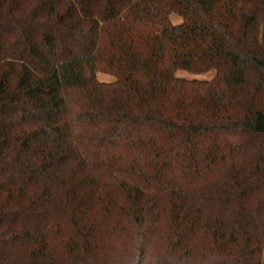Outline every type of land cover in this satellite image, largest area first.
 Listing matches in <instances>:
<instances>
[{
	"label": "trees",
	"instance_id": "obj_1",
	"mask_svg": "<svg viewBox=\"0 0 264 264\" xmlns=\"http://www.w3.org/2000/svg\"><path fill=\"white\" fill-rule=\"evenodd\" d=\"M0 264H264V0H0Z\"/></svg>",
	"mask_w": 264,
	"mask_h": 264
},
{
	"label": "rangeland",
	"instance_id": "obj_2",
	"mask_svg": "<svg viewBox=\"0 0 264 264\" xmlns=\"http://www.w3.org/2000/svg\"><path fill=\"white\" fill-rule=\"evenodd\" d=\"M170 20L173 24H176V23L181 22L182 19L179 14L173 13L170 15ZM175 75L179 77H184L186 79L197 78V79H202V80H209V78H211L214 74H213V71H209V73H205V74H190L184 70H177ZM96 77L99 81H104V82H111L114 80V76H112L111 74L105 73V72H101V71L96 72Z\"/></svg>",
	"mask_w": 264,
	"mask_h": 264
}]
</instances>
